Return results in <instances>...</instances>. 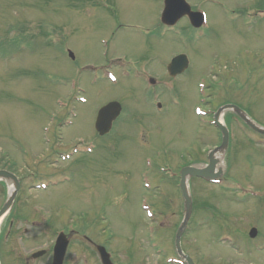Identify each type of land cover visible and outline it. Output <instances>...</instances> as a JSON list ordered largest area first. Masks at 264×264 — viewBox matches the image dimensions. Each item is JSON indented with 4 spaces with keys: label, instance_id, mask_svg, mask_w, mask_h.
Returning <instances> with one entry per match:
<instances>
[{
    "label": "rangeland",
    "instance_id": "obj_1",
    "mask_svg": "<svg viewBox=\"0 0 264 264\" xmlns=\"http://www.w3.org/2000/svg\"><path fill=\"white\" fill-rule=\"evenodd\" d=\"M16 1L19 5L23 2L0 0L2 35L11 29L19 30L18 25H8L20 18L22 20H18V23L23 24L25 31H30L35 36L42 33L44 35L42 39H25L21 47L13 49L6 47L2 50L0 41V166H10L4 161L8 156L10 163L18 166L14 167L15 170L21 174L22 170L30 176L48 174L45 177L49 182L47 190L44 193H34L35 198L31 197L29 202L38 199L46 203L45 207L54 209L66 206L75 210L76 215L80 209H85L90 218L99 215L96 223L100 228L102 222H105V225H109L116 232L114 240L118 243L113 242L114 247L117 248L118 245L121 249L122 246L124 252L134 258L135 252L132 248L142 244L140 232L143 231V225H148L149 230L155 227L157 229L163 222L158 213L162 214L166 204H169L168 208L165 207L168 212L174 210L175 215L179 212L176 209L179 195L172 187L170 178L159 172V167L168 164L175 168L186 159L197 160L199 157L201 161L205 160V151L199 155L203 146L206 145L204 150H207L217 142L213 129L209 127L203 131L193 114V108L201 105L195 87L198 81L208 78L202 66L213 57L210 53L231 59L235 56L244 65L239 67L230 63L228 74L223 72L225 68H215L217 74L208 78L212 93L210 90L207 93L214 99L212 106L216 108L225 99L241 101L244 106L254 107L249 111L250 116L264 125V102H260L261 95L264 97V21L254 19L255 17L248 21L244 19V30L235 32L237 27L229 15V10L232 12L235 8L242 13L248 12L258 0H217L223 4V8L211 4V0H187L207 13L211 33L216 30L211 37L192 42L179 37H167L160 41L143 32L158 22L162 0H116L115 8L114 2L107 0L112 5L108 11L101 8L106 0H96V5L90 12L74 13L63 9L57 12L59 19L54 20L49 15L45 17L46 21L41 20V11L35 13L29 9L32 7L30 3L24 2L19 10L15 9L12 4ZM35 4L37 5L36 0ZM22 8H27V12H20ZM16 11L20 16H16ZM56 24L62 29L59 38L64 43L61 46L52 43L49 45L52 39L48 37L52 35L45 34L49 26L57 27ZM58 30L57 27L52 32ZM102 40L105 42H101ZM150 45L160 50L162 59H168L172 52H179L181 48L188 52L191 59V68L186 77L180 78L174 87L161 88L163 103H167L166 109L153 112L146 101L148 91L133 76L130 79L120 77L115 86L99 78L95 84L87 87V77L90 75L83 72L85 74L81 79L87 84L85 87L90 94L88 102L75 105L80 108V112L78 111L73 124L61 129L64 141H58L61 131L57 129L56 116L64 110L67 112L65 103L68 98H65L66 87L56 82L55 77L73 78L76 69L91 64L103 66L119 55L131 62L127 66L129 71L153 68V65L158 68L159 57L151 61L148 52L145 53ZM63 46L70 47L75 56L74 62L62 54ZM237 48L240 50L236 51ZM147 60L151 62L150 65H147ZM251 69L257 71L252 90L232 82L234 78L246 81L247 72ZM164 79V84H173L167 78ZM57 96L63 97L58 100L59 103L55 101ZM114 98L125 102L131 111L130 116L143 115L149 118V128L144 135L142 131L138 133L137 129L130 130L134 133L129 137L116 133L112 134V139L110 136L103 139L95 135L94 111ZM137 119L140 118L136 117L133 121L141 128L142 125L138 124ZM232 127H235L234 124ZM79 141L85 143L84 145H93V149L87 152L83 147V153L75 154L70 162L73 161L74 167L84 164L85 170L79 173L72 168L69 174L63 176L62 169L66 168L68 161H60L58 154L77 146ZM252 148L255 149V146ZM234 156L236 161L230 165L227 173L228 187H210L199 179L191 181L192 188L198 186V190H193L198 202L203 200L207 205H215L223 213L221 216H213L204 228L200 226L199 231L205 233L194 240V245L199 249L187 245L193 231L190 229L188 233L186 251L198 258V264H264V249L249 248L252 242L245 238L244 229L257 225L264 230V165L246 164L241 160V155L232 152L230 158ZM54 160L57 162L54 163ZM91 166L96 168L94 173L89 172ZM142 176L149 181L148 189L142 185ZM121 190L127 191L125 197L119 195ZM250 190H256L257 195H249ZM1 194L2 188L0 196ZM34 202L37 203V200ZM142 203L148 205L154 213L155 221L146 220L142 216ZM219 203L223 205L218 207ZM202 213L204 209H198L193 219L202 217ZM87 214L85 213V221ZM175 215L169 218L171 229ZM71 222L80 225L77 217ZM241 229L245 237L241 234ZM228 233L244 251L248 248L247 254H235L220 244L219 236ZM261 236L255 243L264 241V236ZM33 240L34 238L25 242L26 248L41 244L40 241L34 243ZM164 252L170 251L166 248ZM143 254L145 255L139 252L138 263L134 260L130 264H154L156 258L143 260L140 256ZM119 257L121 261L128 260L123 254ZM225 260L230 261L227 263Z\"/></svg>",
    "mask_w": 264,
    "mask_h": 264
},
{
    "label": "water",
    "instance_id": "obj_2",
    "mask_svg": "<svg viewBox=\"0 0 264 264\" xmlns=\"http://www.w3.org/2000/svg\"><path fill=\"white\" fill-rule=\"evenodd\" d=\"M173 66H178L177 68H180L182 66H184V63H183V58L181 56H178L176 57L173 62H172V65L169 67L171 70H172V67ZM116 109V105L115 104H110L109 106L105 107L104 109L101 110V112L99 113V118H98V123L100 125H102L103 127H107L108 125V121H109V118L115 114L113 111H115ZM240 115L241 117L246 121V123L248 125H250L252 128L258 130V131H261V132H264V130H261L259 129L258 127H256L251 121H249L244 114H242L240 112ZM105 130H101V132H104ZM223 134H224V137H223V143L221 145L220 148H218L217 150L219 151H222L225 147V144H226V135H225V131L223 129ZM210 162H211V167L213 165V163L215 162L214 159H212V157H210ZM194 173V174H199V175H206V171H202V170H189V169H186L185 170V173ZM206 172V173H205ZM208 173H211V170L208 171ZM4 173L0 172V175H2ZM217 176V175H216ZM183 189V193H184V197H185V212H186V216L188 215V213L190 212L191 210V201H190V198L185 190V187L183 186L182 187ZM180 232V231H179Z\"/></svg>",
    "mask_w": 264,
    "mask_h": 264
}]
</instances>
